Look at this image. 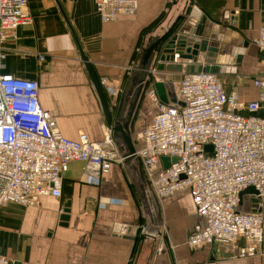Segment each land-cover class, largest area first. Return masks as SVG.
Segmentation results:
<instances>
[{
  "label": "crops",
  "instance_id": "crops-1",
  "mask_svg": "<svg viewBox=\"0 0 264 264\" xmlns=\"http://www.w3.org/2000/svg\"><path fill=\"white\" fill-rule=\"evenodd\" d=\"M27 8L32 22L18 27L5 41L0 73L37 82L38 102L55 119L64 138L77 140L85 134L91 142H102L105 127H109L116 147L112 126L106 123L78 45L114 119L128 75L146 40L186 11V16L198 11L213 24H221L227 17L235 23L248 43L239 64L235 71L228 67V71L208 73L226 80L222 83L225 91L235 93L239 102L258 98L252 79L264 75V58L253 39L264 26V0H138L135 15L107 23L96 13L94 0H27ZM194 66H204L203 54ZM182 74L186 73L153 75V82L164 85L168 102L172 89L167 80H178ZM150 78L135 109V118L142 115V125L157 112L148 97L150 91L155 93ZM137 126L133 119L132 139ZM157 206L161 236L152 240L141 234V246L132 258L143 212L124 165L114 164L106 174L96 176L83 163L73 162L63 174L60 198L45 196L33 207L8 204L0 209V255L14 264H264V234L259 253L253 257H238L241 241L190 248L187 238L198 218L186 190ZM251 208V198L244 195L239 211ZM260 212L264 218V205ZM123 227L137 228V232L122 234ZM157 245H163L158 253Z\"/></svg>",
  "mask_w": 264,
  "mask_h": 264
},
{
  "label": "built area",
  "instance_id": "built-area-1",
  "mask_svg": "<svg viewBox=\"0 0 264 264\" xmlns=\"http://www.w3.org/2000/svg\"><path fill=\"white\" fill-rule=\"evenodd\" d=\"M94 3L104 23L133 16L138 7V0ZM31 22L27 0H0V62L5 41ZM253 43L264 58V26ZM155 73L150 71V83ZM167 83L174 85L173 80ZM175 83V104H163L153 91L148 93L157 112L133 134L134 155L150 192L157 203L180 191L189 193L198 218L187 238L190 248L241 241L238 257L256 256L264 234V75L252 79L259 95L247 103L227 93L212 73L182 74ZM123 161L111 128L105 127L102 142H91L85 134L64 138L38 102L37 82L0 73V209L33 207L45 196L60 198L63 174L73 162L100 176ZM248 188L257 195L244 194L252 208L241 212L240 194ZM0 264L14 263L0 255Z\"/></svg>",
  "mask_w": 264,
  "mask_h": 264
},
{
  "label": "water",
  "instance_id": "water-1",
  "mask_svg": "<svg viewBox=\"0 0 264 264\" xmlns=\"http://www.w3.org/2000/svg\"><path fill=\"white\" fill-rule=\"evenodd\" d=\"M187 14V11L182 15L179 13L169 27L160 28L159 34L151 35L146 40L136 58L133 70L128 75L114 119H112L104 91L78 45L81 58L85 61L87 72L100 100L106 123L108 126H112L113 140L120 155L124 158L123 165L141 205L145 220L143 233L145 239L156 240L161 236L160 215L157 203L144 177L140 160L134 155L135 148L130 125L137 101L147 83L150 71L154 69L159 73L164 71L186 74L216 73L221 70L228 71L230 69L228 67H232L231 70L235 71L239 59L248 45L247 42L243 41L242 36L235 28V23L229 17L225 18L221 24H213L205 16L200 15L198 11L193 10L190 15L186 16ZM184 15L186 16L185 19ZM183 19V23H180ZM171 33L173 34L170 36ZM200 54L204 55V66H194ZM176 59L192 64H179L175 62ZM153 89L161 103L167 104L164 85L160 82H154ZM205 149L210 151L211 147L206 146ZM162 163L164 168L169 165L166 158L162 159ZM244 194L257 195L253 188L244 190L240 196ZM257 201L254 199L253 202L257 203ZM61 220H66V217L64 216ZM118 229L117 227L116 231ZM120 231L122 234L130 235L131 232L135 234L137 228L126 229L123 227Z\"/></svg>",
  "mask_w": 264,
  "mask_h": 264
},
{
  "label": "rangeland",
  "instance_id": "rangeland-1",
  "mask_svg": "<svg viewBox=\"0 0 264 264\" xmlns=\"http://www.w3.org/2000/svg\"><path fill=\"white\" fill-rule=\"evenodd\" d=\"M174 81V85H170L169 84V86H170V88L172 89V92H169V98H170V103L171 104H175L176 103V100H175V96H174V92H175V89H176V87H177V84L175 83V82H177V80H173ZM224 85H225V83L227 82L226 80L225 81H223V80H220ZM135 114H136V112H134V115H133V119L135 120L136 119V121H137V128L136 129H138V128H140L141 126H143L142 125V120L140 119L141 117H142V115H138L137 116V118H135ZM132 119V120H133ZM140 125V126H139ZM143 218H144V214H143ZM141 219V222H140V226H139V229H138V234H140L139 236H142L143 235V233L144 232H142L141 231V229L142 228H144V230H145V223L143 222L144 221V219ZM142 234V235H141ZM139 246H141V244L139 243L138 244V246L135 248L136 250H137V248L139 247ZM160 246H163V245H157L156 246V252H157V250L159 249V248H161ZM136 251H135V253H134V257H135V255H136ZM158 253V252H157ZM133 260V259H132Z\"/></svg>",
  "mask_w": 264,
  "mask_h": 264
},
{
  "label": "trees",
  "instance_id": "trees-1",
  "mask_svg": "<svg viewBox=\"0 0 264 264\" xmlns=\"http://www.w3.org/2000/svg\"><path fill=\"white\" fill-rule=\"evenodd\" d=\"M141 240H142V237L141 236L136 237V239H135V245H134V251H133V254H132V258H133V255H134L135 251H136L135 248L138 246V244L140 243ZM129 264H131V262Z\"/></svg>",
  "mask_w": 264,
  "mask_h": 264
}]
</instances>
